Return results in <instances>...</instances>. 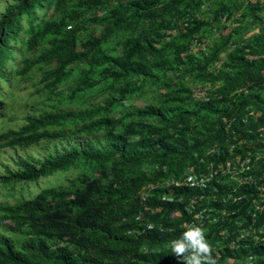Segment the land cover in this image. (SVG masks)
I'll use <instances>...</instances> for the list:
<instances>
[{"label":"trees","instance_id":"trees-1","mask_svg":"<svg viewBox=\"0 0 264 264\" xmlns=\"http://www.w3.org/2000/svg\"><path fill=\"white\" fill-rule=\"evenodd\" d=\"M108 1L111 0H12L0 13V89L8 78L13 43L24 32L26 19L28 49L37 54L18 70L23 79L36 67L47 65L42 81L49 90L71 80L79 70L80 81L71 91L72 99L104 84L118 90L103 104L91 107L34 110L20 127L0 131V151H14L10 162L0 161L4 169L0 183L35 182L69 171L79 163L94 172H83L72 185L44 188L34 199L1 203L0 264H181L168 253L167 242L185 230L183 223L189 219L186 200L201 190L159 186L145 200L141 189L181 176L197 162L198 154L214 144L225 148L240 140L255 139L257 127L264 123V112L256 121L249 114L250 104L259 102L264 90V31L255 36V44L246 43L229 52L225 68L203 74L212 83L222 82L208 100L196 99L184 89L189 94L171 95L169 99L174 103L168 107H126L128 97L142 85L125 83L134 77L161 79L158 72L186 65L183 54L204 24L197 19L186 20V8L192 6L188 0H117L119 4L111 10L107 9ZM49 6H53L54 17L42 16L40 10ZM100 10L109 22L106 31L99 37L82 40L81 34L89 30L87 24L99 21ZM87 13L92 14L90 18H86ZM171 13L176 17L173 25L181 28L177 39L164 41L162 36H153L157 26L144 28L143 34L134 36L144 18L159 24L157 29L170 27L171 21L165 15ZM117 29L130 30L131 36L121 50L113 53L104 45ZM166 48L174 49L175 59L163 58ZM250 54L259 57L250 59ZM217 55L218 52L213 56ZM202 63L200 60L198 65ZM194 69L186 68L184 72ZM240 89H244L242 94H238ZM189 105L192 110L187 108ZM118 107L126 109L114 114ZM202 112L214 115L216 120L202 127L194 125L193 116ZM6 114L7 106L0 96V119H5ZM51 144L53 152L48 149ZM35 148L38 155L30 152ZM230 156L225 149L223 158ZM146 161H151L152 170L144 168ZM229 188L215 181L209 190L223 199ZM226 204L227 207L216 205L229 210L239 207ZM249 205L223 226L204 228L215 249L217 264L228 259L264 257L263 244L244 241L231 246L237 235L233 224L246 216ZM223 230H228L227 239L210 241Z\"/></svg>","mask_w":264,"mask_h":264},{"label":"rangeland","instance_id":"rangeland-1","mask_svg":"<svg viewBox=\"0 0 264 264\" xmlns=\"http://www.w3.org/2000/svg\"><path fill=\"white\" fill-rule=\"evenodd\" d=\"M7 1L12 0H0V13L5 10ZM189 4L186 8V20H201L203 22V28L197 39L193 42L191 48L183 54L186 65L180 69H175L169 72H158L161 79L151 78H130L125 85H142L141 90H138L134 95H131L127 99L126 107H139L145 108L149 105L168 107L174 102L170 101L171 95L174 96L180 94L181 96L188 95V92L182 90L187 89L191 92L192 96L196 99H204L208 96L215 94L222 82L212 83L203 74L206 71H214L225 68V64L228 62V54L231 51L236 50L239 46H243L246 43L255 44L254 38L256 35L264 31V0H188ZM201 2V5L198 3ZM125 3V2H124ZM107 9H115L119 4L117 0H111L107 3ZM185 6L181 9L183 10ZM100 10L97 12L98 16ZM133 11L130 12V15ZM42 16L48 14L54 17L53 6H49L45 10H40ZM105 14V13H104ZM91 13L86 14V18L91 17ZM99 16V21L96 23H88V32L81 34V39L86 40L91 36H101L106 31L108 21ZM174 14H166L165 19L171 21V25L168 28H160L159 24H153V20L144 18L138 25L137 31L134 36H138L144 33V28H153L157 26L153 31V36H162L164 41H173L180 35V26L173 25L175 21ZM179 19H177V22ZM182 23V22H181ZM180 25V23H179ZM24 32L20 35L18 41L14 42V56L9 60L7 64V80L2 81L0 96L2 97L5 106H7V114L5 119H0V131L7 130L9 128H18L26 122L25 118L29 113L34 110L52 109L57 107L58 109H82L91 107L93 105L103 104L104 100L111 95H117L118 90L112 88L108 84H104L93 91L88 92L85 95H81L76 99L70 97L72 89L79 83L78 80L79 70L74 72V78L61 84L54 90L45 88V83L42 78L45 72L49 69L47 65H41L36 67L26 79H23L17 72L23 66L28 58L35 56L37 53L28 49L27 40L30 37L28 33V24L26 19L24 20ZM131 36L130 30L117 29L115 35L109 39L104 45V48L110 52H118L123 48V43L127 37ZM229 39V44L226 46V39ZM162 47V45H159ZM219 48H222L219 50ZM218 52V55H213ZM163 58L175 59L174 49H164L162 53ZM197 61H192L193 59ZM257 55H249L250 59L257 58ZM202 61V65H198L199 61ZM178 64H174L177 67ZM195 68L190 72H184V70ZM228 70L230 68L228 67ZM119 88V87H116ZM244 89L238 90V94H242ZM251 91L246 90V93ZM259 93V92H258ZM261 99L259 102L253 101L250 104L249 113L254 121L259 119L264 112V90L260 92ZM192 110V107L187 106ZM125 107H118L114 114L123 112ZM148 119L147 121H150ZM192 123L194 125L201 126L207 121H214L216 117L206 112H202L198 116H193ZM258 128V127H257ZM173 130V129H172ZM49 152H53L55 147L51 144ZM14 152L13 150L0 151V161L5 163L10 162V156ZM33 154L38 155V149L35 148L30 151ZM19 153V152H18ZM144 168L152 170L151 161L144 163ZM3 168L0 164V174L3 172ZM83 172H94L90 169L86 170L83 163H79L78 166L73 167L69 171H60L52 176L41 178L35 182H21L14 184L0 183V204L11 203L15 204L20 201H27L34 199L47 187L72 185L74 181L78 179ZM222 244H219L221 246ZM264 257L253 256L246 259H228L221 261L218 264H259Z\"/></svg>","mask_w":264,"mask_h":264},{"label":"built area","instance_id":"built-area-1","mask_svg":"<svg viewBox=\"0 0 264 264\" xmlns=\"http://www.w3.org/2000/svg\"><path fill=\"white\" fill-rule=\"evenodd\" d=\"M187 25L188 22H185V26ZM206 99L209 98L206 97ZM246 145L247 147H244ZM225 149H228L231 155L227 159L223 158ZM212 157L215 159L212 160ZM263 164L264 123L256 129L255 139L240 140L239 143L228 144L225 148L214 144L211 148H207L202 155L198 154L197 162L190 164L181 176L145 185L140 194L146 200L151 195L152 189L159 186L177 185L200 189L201 192L185 199L188 203L186 210L189 213V219H186L183 226L187 227L192 223H197L206 229L208 225L222 224L223 226L241 209L250 204L246 216L237 218L233 224L236 226L237 235L231 241V246L237 247L240 242L244 241L264 245ZM215 181L230 185L228 192L223 195V199H220L215 191L209 190ZM164 199L173 200L166 196ZM218 203L223 207L228 206L226 203L238 204L239 207L229 210L219 207L216 205ZM206 229L205 231L208 233ZM161 230H163L162 227ZM216 234L210 238V241L217 238L224 240L228 238V230H223L221 235Z\"/></svg>","mask_w":264,"mask_h":264},{"label":"clouds","instance_id":"clouds-1","mask_svg":"<svg viewBox=\"0 0 264 264\" xmlns=\"http://www.w3.org/2000/svg\"><path fill=\"white\" fill-rule=\"evenodd\" d=\"M104 13L100 12L99 16H103ZM149 227L151 228V225ZM167 249L168 253L175 255L181 264H217L215 249L207 239L204 227L197 223L190 224L179 237L169 240Z\"/></svg>","mask_w":264,"mask_h":264}]
</instances>
